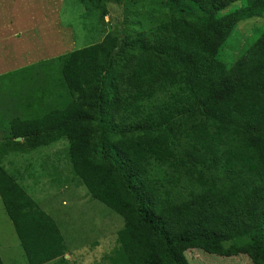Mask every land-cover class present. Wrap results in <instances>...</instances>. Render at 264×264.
<instances>
[{"label":"trees","instance_id":"1","mask_svg":"<svg viewBox=\"0 0 264 264\" xmlns=\"http://www.w3.org/2000/svg\"><path fill=\"white\" fill-rule=\"evenodd\" d=\"M79 1L95 37L6 75L20 87L0 198L27 264H68L70 246L3 160L61 139L89 197L123 220L101 263L190 264L197 250L264 264V0H124L121 32L104 23L121 0ZM236 27L247 52L227 66ZM36 66L45 84L30 90Z\"/></svg>","mask_w":264,"mask_h":264},{"label":"rangeland","instance_id":"2","mask_svg":"<svg viewBox=\"0 0 264 264\" xmlns=\"http://www.w3.org/2000/svg\"><path fill=\"white\" fill-rule=\"evenodd\" d=\"M7 1L6 5L9 7L7 15L16 14V10L13 7L19 2L16 0L13 4L11 3L13 7L10 8L9 0ZM22 2L24 3L25 1ZM35 4L43 15L46 17L53 16V24L47 29L40 32L37 29L26 36V39L34 41L39 35L41 36L42 42L40 44L38 42L35 43L37 47L36 56L43 55L45 57L52 56V54L56 56L66 51H72L83 47L85 43L91 40V37H95V34L88 31L86 22L90 21L91 18L84 16L85 5L79 0H35ZM1 6L2 4L0 3ZM129 9V4H125L124 0H121L119 5L112 2L109 3L107 7L108 13L104 18L105 27L108 28L109 26L110 29L118 28L119 32H121L120 29H125L127 25L123 20L125 15L130 16ZM4 11L5 9H0V12ZM9 17L11 18V16ZM143 17L144 13H141L139 20H142ZM146 17L148 16L146 15ZM260 24L264 27L263 22ZM232 34L218 56V59L227 66L232 65L247 52V48L242 52L239 51L236 45L238 42L245 41L244 31H240L236 27ZM27 45L32 50L33 45L31 43H27ZM41 48L43 53L39 50ZM51 50L52 53L50 52ZM37 58H35L36 61ZM34 70L39 72L37 66ZM41 74L32 79L31 86H29L30 90L33 87H40L45 84L41 80ZM8 78L9 75L0 77V141L6 133L3 128V124L7 120L6 117H8L6 115L14 113L11 106L16 101V98L11 95L14 90L12 92L10 89L14 88L16 83L13 80L9 81ZM19 87L18 85L16 86V88ZM19 91L15 90V97L25 96L21 88ZM67 153L68 143L61 139L27 153H10L3 160V164L27 189L28 193L40 204L42 209L48 212L58 223L66 242L70 246L68 253L65 254V258L69 261L68 264H104L101 263L100 258L104 255L103 252L105 250L113 247L115 232L121 228L123 220L119 215L114 214L107 207L89 197L84 186L74 176ZM49 176L59 181H52ZM108 212L113 214L109 213L107 216ZM93 242H96V244L93 245ZM194 255H196L195 258H193ZM186 257L190 264H233L238 261V258L235 257L222 258L197 250L187 251ZM0 258L3 264H27L24 252L19 244L14 227L4 210L1 198ZM240 258L245 259L242 256ZM237 264L249 263L237 262Z\"/></svg>","mask_w":264,"mask_h":264},{"label":"crops","instance_id":"3","mask_svg":"<svg viewBox=\"0 0 264 264\" xmlns=\"http://www.w3.org/2000/svg\"><path fill=\"white\" fill-rule=\"evenodd\" d=\"M16 0H9V4H13ZM19 4L13 7L16 14L7 15V0H0L2 6L0 9H5L4 12H0V77L6 76L11 71L19 69L21 67L28 66L30 64L38 65L44 59H50L52 56H36L37 52L36 42L39 44L42 42V38L38 33V38L34 40L26 39L29 33L35 30H45L53 24V16L46 17L36 7L35 0H17ZM22 1H25L24 3ZM5 20V21H4ZM38 21V23H37ZM40 23V25H39ZM40 26V27H39ZM56 38V37H55ZM33 45L32 50L29 49V45ZM27 45V46H24ZM49 48V46H48ZM47 48V50H48ZM36 49V51H35ZM50 49V48H49ZM43 53L42 48L39 49ZM52 53V50L50 51ZM58 55V54H57ZM36 57L37 61H36ZM29 60H31L29 62ZM3 63V65H2Z\"/></svg>","mask_w":264,"mask_h":264}]
</instances>
